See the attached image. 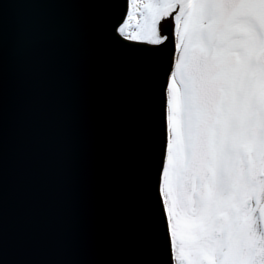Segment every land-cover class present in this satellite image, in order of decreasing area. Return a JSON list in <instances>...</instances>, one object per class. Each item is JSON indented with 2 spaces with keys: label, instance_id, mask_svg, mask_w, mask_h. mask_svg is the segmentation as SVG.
<instances>
[{
  "label": "water",
  "instance_id": "obj_1",
  "mask_svg": "<svg viewBox=\"0 0 264 264\" xmlns=\"http://www.w3.org/2000/svg\"><path fill=\"white\" fill-rule=\"evenodd\" d=\"M172 7L160 10L159 31L156 27L153 33L159 40L150 41L160 46L163 109L157 103L142 137L129 129L114 138L90 102L72 117L60 118L51 86L139 71L143 62L125 56L122 45L143 41L109 39L103 53L96 38L79 29L75 9L0 0L10 49L8 264H175L162 193L167 87L176 56V28L167 19ZM24 25L28 35L21 34ZM141 190L157 216L136 249L130 201ZM256 215L264 235V197Z\"/></svg>",
  "mask_w": 264,
  "mask_h": 264
},
{
  "label": "snow or ice",
  "instance_id": "obj_2",
  "mask_svg": "<svg viewBox=\"0 0 264 264\" xmlns=\"http://www.w3.org/2000/svg\"><path fill=\"white\" fill-rule=\"evenodd\" d=\"M25 5L64 6L75 9L80 30L90 32L99 45V51L108 50V40L125 36V29L138 30L146 40L136 45L124 44L123 54L142 61V69L93 80L85 84L79 79L54 81L52 90L58 105L60 118H70L86 102L94 104L98 116L107 132L118 137L126 130H133L138 136L145 132V122L151 117L157 103L163 109L164 84L161 79L160 46L150 43L154 18L159 6L174 5L167 15L173 21V29L179 20L178 13L184 6V14L192 30H199L203 22L210 35L220 41L214 56L216 78L214 87L226 88L230 69L233 65V53L229 46L232 25L237 17L226 11L225 5L255 2V0H22ZM264 3V0H259ZM163 19V17L161 18ZM133 21H135L133 23ZM159 31L160 21H155ZM21 34L28 35L26 25ZM163 35V33H161ZM168 40H173L169 35ZM174 49V45L171 46ZM172 51H169V63L163 71V79L168 76ZM9 29L6 19L0 15V264H8V169H9ZM158 204V200L155 201ZM131 222L134 225L132 235L136 240L134 247L144 238L145 229L155 224L156 209L152 207L148 195L141 190L130 201ZM212 206L202 222L207 231L209 243L203 249H193L189 259L192 264H264V245L257 244L245 249L241 255L226 257L222 254L223 242L214 240L215 227ZM256 233L260 230V221L254 224ZM260 239L264 240V237ZM241 246L242 242H235ZM139 259V257H137Z\"/></svg>",
  "mask_w": 264,
  "mask_h": 264
},
{
  "label": "flooded vegetation",
  "instance_id": "obj_3",
  "mask_svg": "<svg viewBox=\"0 0 264 264\" xmlns=\"http://www.w3.org/2000/svg\"><path fill=\"white\" fill-rule=\"evenodd\" d=\"M224 8L237 17L228 41L233 53V65L224 89L214 87V56L220 46L219 39L209 34L203 22L199 30H192L184 13L178 21L176 42L179 41L181 46L177 45V53L184 50L185 54L178 79L181 84L190 87L198 135L188 163L183 168L178 164V168H182L181 186L187 202L176 220L169 216L170 228L173 224L177 226V238L175 236L174 239L172 235L175 264H192L189 256L193 249H203L209 243L202 222L208 215L210 205L215 217L213 239L223 242L221 252L225 256L230 247L233 249L236 245L233 233L236 222L244 221L242 216L248 211H253L254 216V196L258 193L257 190L254 192V168H249V163L258 159V151L254 150L253 154L248 141L242 136L238 137L239 142H235L236 132L228 138L224 136L228 130V118L234 115L235 108L240 114L243 112L246 96L252 95L250 109H257L259 103H264V3L255 0L225 5ZM214 133L217 135L216 146L227 153L220 175L211 173L206 165L209 160L206 150ZM251 133L255 135L256 132L252 130ZM262 139L264 144V133ZM247 145L248 148L244 150L243 147ZM255 146L257 141H254ZM233 162L235 164L231 169ZM260 179L264 180V172L260 173Z\"/></svg>",
  "mask_w": 264,
  "mask_h": 264
},
{
  "label": "rangeland",
  "instance_id": "obj_4",
  "mask_svg": "<svg viewBox=\"0 0 264 264\" xmlns=\"http://www.w3.org/2000/svg\"><path fill=\"white\" fill-rule=\"evenodd\" d=\"M136 36L140 39L143 38V35L137 34ZM177 45H180L179 41ZM184 56V50L176 54V65L172 69L167 87L169 142L166 165L163 174L162 192L169 216H171L173 221L177 219L181 208H183L187 202L185 197L183 198L184 193L181 186V169L190 160L193 154L192 145L198 135L195 130L196 122L192 110L193 99L190 97V87L181 84L178 79L182 65L185 62ZM251 96L252 95L246 96L247 100L244 102V107H242L243 112H241V114L238 108H235L234 115L228 118V130L224 137L228 138L236 132L235 142H239L238 137L242 136L244 140L248 141L253 154L254 150L258 151V159L256 158L249 163V168H254V192L257 190L258 195H256V197L254 196V202H256L254 203V216L253 211H248L242 216L244 221L238 220L236 222L237 226L233 232L235 233V241L242 242V245H235L233 249L230 247L227 251L226 257H232V254H234V256L241 255L245 249H251L257 244L264 245V240L260 239L261 237H264V235L260 230L259 233H256L254 228V224L257 220L255 210L264 197V180L260 179V173L264 172V144L262 139V134L264 133V112L262 111L264 103H259L257 109L254 107L253 109H250ZM255 110H257L256 115L254 113ZM238 128L240 129L238 130ZM252 130L256 132L255 135L254 133H251ZM213 136L214 137H211L210 140L209 149L206 150L207 155H209V160L206 165L211 169V173L213 172L216 175H220L223 168L224 158L227 156V153L225 150L219 149V147L216 146L217 135L214 133ZM254 141H257V146L255 147ZM243 148L246 150L248 145ZM199 152L202 154L203 151L200 149ZM235 152L236 151L234 150V153ZM201 156L203 155H200V157ZM239 157L240 159H243L240 154ZM242 161L244 162V160ZM234 162L233 165L230 166L231 169L236 163ZM178 164L182 166L181 169L178 168ZM229 165L230 164H228V166ZM241 172L243 174L245 173V171ZM236 173H239V171H236ZM175 227H177L175 224L171 225V234L174 236V239L175 236L177 238Z\"/></svg>",
  "mask_w": 264,
  "mask_h": 264
},
{
  "label": "bare ground",
  "instance_id": "obj_5",
  "mask_svg": "<svg viewBox=\"0 0 264 264\" xmlns=\"http://www.w3.org/2000/svg\"><path fill=\"white\" fill-rule=\"evenodd\" d=\"M164 6H167V5H164ZM158 40H159L158 38H155V40L152 41V42H157Z\"/></svg>",
  "mask_w": 264,
  "mask_h": 264
},
{
  "label": "built area",
  "instance_id": "obj_6",
  "mask_svg": "<svg viewBox=\"0 0 264 264\" xmlns=\"http://www.w3.org/2000/svg\"><path fill=\"white\" fill-rule=\"evenodd\" d=\"M126 33V32H125ZM130 37V36H129Z\"/></svg>",
  "mask_w": 264,
  "mask_h": 264
}]
</instances>
